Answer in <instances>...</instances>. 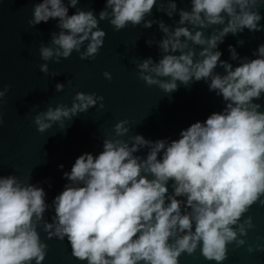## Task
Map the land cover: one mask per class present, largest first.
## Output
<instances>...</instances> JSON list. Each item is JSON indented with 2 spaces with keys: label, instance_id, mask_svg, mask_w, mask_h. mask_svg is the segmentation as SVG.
Wrapping results in <instances>:
<instances>
[{
  "label": "clouds",
  "instance_id": "9594fccd",
  "mask_svg": "<svg viewBox=\"0 0 264 264\" xmlns=\"http://www.w3.org/2000/svg\"><path fill=\"white\" fill-rule=\"evenodd\" d=\"M156 3L105 0L111 13L101 11L99 19L111 15L113 30L120 31L129 23L141 24ZM76 4L77 0H68V7L62 0L35 4L30 25L58 19L61 29L52 37L55 47L39 49L44 61L55 58L59 63L73 51L81 60H93L99 54L106 33L98 28L91 11L69 15V7ZM262 5L264 0H191V11L179 13L180 25L188 22L205 28L223 25L225 15L228 17L226 26L207 39L201 31L193 35L183 26L169 34L168 27L159 22L167 37L159 43L165 55L158 63L149 58L138 64L137 78L166 94L178 89L177 82L187 87L210 78L208 90L222 97L223 109L181 129L179 137L167 144L138 134L129 138L130 146L121 139L129 132V122L118 120L114 135L103 141V151L95 157L88 152L79 155L70 171L63 173L70 183L52 201L54 222L43 224L47 239L66 240L72 257L86 264H179L182 254L192 255L197 248L207 261L222 264L227 259V245L245 244L240 237L253 224L250 216L242 223L241 218L253 204L264 205V111L255 102L264 94V44L256 49L257 58L234 68L220 60V51L213 50L229 33L264 31L259 24ZM176 7L175 0H168L167 14L171 16ZM152 23L145 21L143 26L150 28ZM188 40L207 45L198 53L201 59L194 61L197 53L185 51ZM85 41L86 50L81 52ZM229 52L237 59L231 45ZM218 62L224 75L213 74ZM39 67L49 74L47 64ZM103 76L112 79L109 72ZM165 77L168 79H159ZM63 88V84L56 85L57 91ZM7 90L0 91V106ZM103 99L94 92H77L71 107L49 106L33 123L39 133L53 124L64 129L65 120L86 113L98 101L103 109ZM143 147L149 148L146 158L133 155ZM169 181L174 185L171 195ZM44 196L41 187L25 184L14 175L0 176V264H43L48 245L41 241L37 225L47 207ZM261 249L264 245L256 246Z\"/></svg>",
  "mask_w": 264,
  "mask_h": 264
},
{
  "label": "water",
  "instance_id": "95a60500",
  "mask_svg": "<svg viewBox=\"0 0 264 264\" xmlns=\"http://www.w3.org/2000/svg\"><path fill=\"white\" fill-rule=\"evenodd\" d=\"M41 0H0V91L8 90L4 103L0 106V176L14 175L25 184L41 187L45 191L46 210L43 220L37 225L42 242L48 245L43 264H86L71 255L67 241L56 238L47 239L43 224L53 223V199L69 184L64 172L71 169L75 159L85 153L95 157L103 151V141L111 138L113 126L118 120H127L129 132L121 139L131 146L130 137L142 135L146 140L155 142L164 140L169 143L179 137L181 129H186L195 121H204L212 112H220L224 107L222 97L208 90L209 80L193 81L187 87L178 84V89L170 94L164 93L158 86H147L137 78V65L151 58L158 63L165 55L159 47L162 39L167 38L159 28L163 22L169 34L176 27H187L194 35L201 31L205 39L218 34L227 24L209 25L205 28L193 26L188 22L179 24V13L191 11V0H175L176 10L167 14L168 0H157L151 13L146 14L141 24L130 23L120 31H114L110 24L111 15L105 20L99 19L101 11L111 13L105 8V0H77L76 6L69 7V15L76 11H91L98 20V28L106 33L103 46L93 60H81L79 53L73 51L67 59L55 58L44 61L40 57L42 46L52 45V37L61 29L58 19H49L47 23L30 25L34 6ZM68 7V0H62ZM262 19L259 24L264 28V5L258 9ZM145 21H153L150 28H145ZM151 41V43H148ZM185 42V38L181 37ZM88 41L81 45L80 51L86 50ZM185 51L194 50L195 60L201 59L198 53L207 45L193 44L186 41ZM264 44V31L250 32L244 29L236 35L231 33L218 43L213 51L222 53L220 60L234 67L245 60L257 58L256 49ZM229 45L235 49L237 59H232ZM179 54V53H174ZM47 64L49 74L40 71V65ZM104 72H109L112 79L106 80ZM55 73V75H53ZM213 74L224 75L219 65ZM167 80L168 78H159ZM63 84L62 91L56 90L57 84ZM77 92L96 93L102 96L104 108L97 105L86 113H78L71 120H65V128L58 124L44 133H39L33 118L49 106L57 104L71 107ZM264 111V94L259 101ZM148 147L140 148L133 155L146 158ZM159 158V156H158ZM63 164V169L58 165ZM173 182H168V195L173 192ZM178 199L183 200V197ZM252 218L253 227L241 239L245 244L236 247L227 245V259L222 264H264V249L256 250L257 245H264V205L253 204L241 218ZM235 227V226H234ZM239 235V234H238ZM253 251L249 252L248 248ZM179 264H216L207 261L200 249L192 255L182 254Z\"/></svg>",
  "mask_w": 264,
  "mask_h": 264
}]
</instances>
